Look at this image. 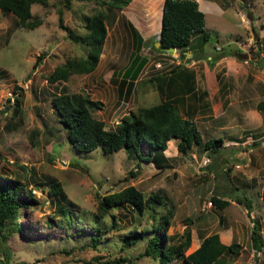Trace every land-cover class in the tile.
Here are the masks:
<instances>
[{"label": "rangeland", "instance_id": "1", "mask_svg": "<svg viewBox=\"0 0 264 264\" xmlns=\"http://www.w3.org/2000/svg\"><path fill=\"white\" fill-rule=\"evenodd\" d=\"M162 1L131 0L115 9L94 1L71 0L65 7L62 0H47L43 5L31 4L30 20L40 19L33 28L18 26L13 14L0 11V174L23 183L21 198L29 203L19 211L21 230H14L11 222L5 224L6 237L0 235V264H159L151 257L139 256L146 240L122 247L127 231L149 230L158 215L154 219L149 210L140 213L126 205L98 216L101 197L128 185L145 195L156 192L165 198L173 211L165 242L179 244L187 228L190 244L185 255L195 250L202 237L227 228L231 231L228 243L239 247L237 254L222 256L224 264H249L253 260L264 264V249L258 256L252 255L254 242L244 205L250 201L256 216L263 218L264 61L257 59L260 46L256 39L264 34V0H196L210 36L203 50L195 49L191 57L152 48ZM99 12L106 14V36L95 68L87 74H71L66 81L48 82L46 78L57 66L68 59L85 58L89 51L86 44L68 37L59 25V16L74 34L84 36L88 32L85 18ZM129 22L144 38L139 46ZM221 46L240 50L245 57V61L238 60L242 64L238 80L228 79L229 98L234 94L232 89L244 93L246 79L255 82L249 91L253 95L248 100L250 124L247 117L240 122L232 120L231 111L224 121L211 118L220 108V95L215 90L221 82L214 78L220 66L214 63L211 67L210 59L216 52L225 51ZM39 54L42 58L37 61ZM134 54L146 58L143 69L136 80L120 79ZM176 66L197 71L196 88L208 92L204 98L208 106L191 116L196 118L204 140L217 135L224 138L215 152L193 145L185 154L178 153L177 141L172 139L163 152L167 167L159 170L152 161H139L125 148L109 153L100 148L79 151L68 142L51 104L52 96L68 93L76 103L79 97L102 102L100 109L90 113L103 121L105 129L115 130L125 114L165 99L153 78L171 75ZM187 102L193 107L197 103L192 98ZM178 109L184 117V110ZM249 148L253 151L245 153ZM140 150L146 155L148 145L142 143ZM52 182L60 184L65 199L51 194ZM212 194L220 199L239 198L243 203L218 209L207 204ZM157 213H166V205ZM92 237H100L96 248ZM177 264L186 263L179 260Z\"/></svg>", "mask_w": 264, "mask_h": 264}, {"label": "trees", "instance_id": "2", "mask_svg": "<svg viewBox=\"0 0 264 264\" xmlns=\"http://www.w3.org/2000/svg\"><path fill=\"white\" fill-rule=\"evenodd\" d=\"M46 1L0 0V11L3 14H13L18 26L33 28L40 24V19L30 20V6L33 3L43 5L46 4ZM78 1H94L107 5L109 8L121 9L131 0ZM70 2L71 0H62L65 7H69ZM105 17L106 14L102 12L86 17L88 32L84 36H80L64 26L62 17L59 16V25L68 32V37L74 42L86 44L89 51L85 58L68 59L57 66L46 78L48 82L66 81L71 74H87L95 68L106 36ZM128 24L139 46L143 42V38L130 22ZM209 36V32L205 29L204 13L198 8L196 0H164L161 26L155 40L160 44L155 47L153 42L152 48L165 52V49L172 47L182 56L188 51L202 48ZM41 58L42 56L39 54L37 61ZM145 63L146 58L134 54L130 64L124 70L126 78L135 80ZM178 69L179 67L176 66L171 69V73L177 72ZM174 75L175 77L155 76L153 80L158 82L159 91L162 92L163 88L167 89L168 94L165 99L158 104L140 107L136 112L125 114L115 130L105 129L102 120L92 117L90 110L100 109L102 107L100 101L91 100L89 97H79L76 103L70 94L60 93L52 96L51 104L66 130L68 142L74 149L91 151L100 148L103 152L109 153L125 148L129 152H133L139 161H152L157 169L162 170L167 167L168 162L163 152L172 139L177 141V152L182 154L190 150L193 145H202L203 150L215 152V148L223 143L219 137L204 140L194 120L183 117L179 113V101L182 100L183 94L187 90L183 84L175 82L178 75L177 73ZM18 104L19 99L17 98L15 105ZM142 143L148 145L146 155H143L140 150ZM24 187V184L19 180L9 179L0 174V235L3 238L6 237L3 231L7 222L12 223L14 230H21L17 222L19 211L29 205L27 200L21 198V195L25 193ZM51 188L52 195H60L59 198L65 199L58 182H52ZM236 202L243 203L239 199ZM211 203L212 206L223 209L230 202L212 194ZM126 205L132 206L140 213L149 210L154 219L158 215V220L151 225L149 230L132 229L123 235V248L132 246L140 240H146V246L144 251L139 254L140 257H151L159 264H177L179 260H183L186 264H224L222 256L225 253H238L237 243L232 242L226 245L220 241L217 233H211L203 237L198 248L185 255L184 252L190 244V231L187 228L184 229L183 240L179 244H167L165 230L173 215L172 208L167 207L165 198L159 193L152 192L145 195L133 185L103 195L97 206L98 216L103 217L108 214L112 207ZM161 205H166V213L158 214L157 209ZM244 205L248 208L250 206L249 203H244ZM110 217L114 219L113 215ZM259 231L260 225L255 222L251 229V239L254 242L255 251H263L264 247ZM148 233H151L150 236ZM91 241L92 246L96 248L100 243V237H92Z\"/></svg>", "mask_w": 264, "mask_h": 264}, {"label": "crops", "instance_id": "3", "mask_svg": "<svg viewBox=\"0 0 264 264\" xmlns=\"http://www.w3.org/2000/svg\"><path fill=\"white\" fill-rule=\"evenodd\" d=\"M162 5H163V1L161 3V8H160V11H159L158 32H159L160 26H161ZM150 11H151L150 9H148V10L145 9V13L146 12L150 13ZM141 37L143 38V36H141ZM259 37H258L259 40H258V38L256 39L257 40L256 42H258V44H259L257 46H260V52L257 54V57H258L257 59H260L263 62L264 61V34L259 35ZM236 48L240 49V47H236ZM222 49H224V48L222 47ZM202 50H203V48H202ZM194 51H188L186 53H187L188 56L191 57V56L194 55ZM242 54L243 53L240 50L235 52V51H233V49H227L225 51L216 52L214 58H211V56L207 57L208 59L211 58L210 59L211 67L213 66L214 63H215L216 67L220 66L219 70L215 73V76H214V78L217 80L218 84H219V82H221L219 84V86H217V88L215 90L220 95V101H219L220 108H219L217 114L213 112L211 118L214 119V120L218 119V121H220V120L224 121V118L226 117V115L231 111V113H232L231 119L232 120L233 119H237L240 122L241 120H244L247 117L246 123L248 124L250 122L251 118L249 119V117H250L249 108L250 107H249V104H248V102H249L248 100L252 99V96H253L252 94L249 93V91L252 89V87H253V85L255 83L254 80L252 82L248 83V81H250V80L246 79V81H245L246 85L244 87H242L244 93H241L239 90L235 91V89H232L234 94L232 95V98H229L231 94H229L230 92H228V87H229V84H228L229 80L228 79L230 78L231 81H233V82H234V79L238 80V77H236V75L239 72V69H241V67H242V64H239L240 61H238V60H244L245 61V57ZM201 58L202 57H199V59L197 61L199 62L201 60ZM192 62L195 63V60H193ZM263 66H264V64H263ZM124 70L120 74V79L129 80V78H126V73H125ZM196 72L197 71H194L193 69H190V68L189 69H185V68H181V67H179L177 72H174V73H177V75H178V78L177 79L175 78V82L179 83V84L180 83L183 84L186 87V90H187L183 94L182 100L179 101V106L184 110V113H185L184 117L193 119L194 122H195L196 118L192 117L191 115L195 114L196 111L197 112H201L204 108H206L208 106V102L204 99L207 96L208 92L206 90L199 91L198 88H196V86H195V81H196L195 80V75H196ZM174 73H171V75H169L168 77H170V76L171 77H175ZM156 83H157V85H156L157 91H159L158 82L156 81ZM192 86H193V88H191ZM204 91H206L207 93H205ZM159 92L161 94H163L164 97H166L167 94H168L166 88H163V91L162 92L159 91ZM189 98H192L194 100V102L197 101L196 106L193 107L192 106L193 104L190 105L187 102V99H189ZM244 103H246L248 105L245 106ZM210 106H211L212 111H214L213 108H212L213 102L211 103ZM195 108H197V109L195 110ZM211 118L210 119L208 118V120H212ZM247 124H246V126H247ZM240 127H241V124H240ZM247 127H249V126H247ZM236 135H237V133H236ZM202 137H203V135H202ZM218 137L222 139V142H223L222 145H223L224 142H225L224 138L222 136H220V135H217L215 138H218ZM237 137H238V135H237ZM210 138H213V137H210ZM235 139L236 138H234V140H231V141L235 142ZM243 143H245V142H243ZM252 151H253V149L249 148L247 151H245V153L252 152ZM205 152H209V151H205ZM239 153H244V152L242 151V152H239ZM239 153H238V155H239ZM238 155L231 156V158L237 157ZM262 157H260V162L263 160ZM250 160H251V156L248 157V162ZM223 200H227V199H223ZM236 200L237 199H232V200L228 199V201L230 202L229 205H231V203H234L235 205H239V206L242 205L241 203L236 202ZM241 202H243V201H241ZM247 202L250 203V201H247ZM229 205H227V206H229ZM245 213L249 214V215L246 214V216H247V219H248V221L250 223V227H251L250 231L252 229L253 224L255 222H258L259 225L261 226L259 234L261 236L262 241H264V228H263L264 227V225H263L264 224V198H263V213H262L263 218L260 217V219H259L258 216H256V210L253 207L252 203H250L249 208L245 207ZM230 232L231 231L229 229H227V228L223 229L222 231H218L217 232V234L219 236V239H220V241L222 243H224L226 245L229 244L228 241L231 238ZM202 239H203V237L201 238V240ZM201 240H200V242H201ZM224 240L227 241V242H224ZM200 242L197 244L196 248L199 247ZM263 249H264V247H263ZM253 250H255V249H253Z\"/></svg>", "mask_w": 264, "mask_h": 264}, {"label": "built area", "instance_id": "4", "mask_svg": "<svg viewBox=\"0 0 264 264\" xmlns=\"http://www.w3.org/2000/svg\"><path fill=\"white\" fill-rule=\"evenodd\" d=\"M12 102H13V99H12ZM3 108H5V106L3 107ZM249 139H250V141H252V136H250L249 137ZM208 205H211V202H208L207 203ZM260 253V251H253V253H252V255L253 256H258V254ZM254 258V257H253ZM249 264H256L255 262H254V260L253 261H251Z\"/></svg>", "mask_w": 264, "mask_h": 264}, {"label": "water", "instance_id": "5", "mask_svg": "<svg viewBox=\"0 0 264 264\" xmlns=\"http://www.w3.org/2000/svg\"><path fill=\"white\" fill-rule=\"evenodd\" d=\"M159 44L160 43L158 41H156L154 45H155V47H158ZM164 51H166L169 54H173L175 50H174V48L170 47V48L165 49Z\"/></svg>", "mask_w": 264, "mask_h": 264}]
</instances>
